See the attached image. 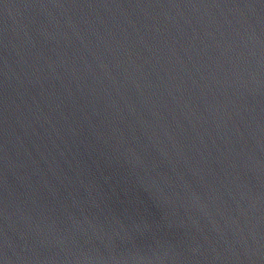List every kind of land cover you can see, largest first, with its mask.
Returning <instances> with one entry per match:
<instances>
[{
    "label": "water",
    "instance_id": "obj_1",
    "mask_svg": "<svg viewBox=\"0 0 264 264\" xmlns=\"http://www.w3.org/2000/svg\"><path fill=\"white\" fill-rule=\"evenodd\" d=\"M0 264H264V0H0Z\"/></svg>",
    "mask_w": 264,
    "mask_h": 264
}]
</instances>
